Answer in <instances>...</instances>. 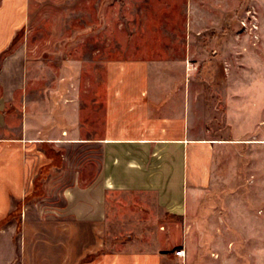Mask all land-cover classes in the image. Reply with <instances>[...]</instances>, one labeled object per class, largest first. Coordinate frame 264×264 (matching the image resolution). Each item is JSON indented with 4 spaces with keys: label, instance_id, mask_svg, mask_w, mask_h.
I'll use <instances>...</instances> for the list:
<instances>
[{
    "label": "crops",
    "instance_id": "obj_1",
    "mask_svg": "<svg viewBox=\"0 0 264 264\" xmlns=\"http://www.w3.org/2000/svg\"><path fill=\"white\" fill-rule=\"evenodd\" d=\"M28 15L29 0H0V264H42L43 256H59L57 249L26 246V199L46 168L60 202L43 208L97 230L93 247L64 250L72 258L67 264L105 251L107 230L114 240L134 239L135 251L116 254L112 264H122L124 257L133 258V264H141L142 257L144 264H190L191 238L184 236L186 259L175 255L183 247L162 254L166 233L159 227L198 206L229 145L264 149V0H187L182 62L195 82L178 90L127 91L138 99H129L126 112L117 100L105 115V124L113 119L112 136H82L75 106L31 114L27 101H18L26 87V55L7 51ZM229 128L237 134L233 139ZM41 146H48L55 159ZM78 146L91 150V158L72 170L71 154ZM135 197L142 203L134 204ZM17 204L20 224L8 221ZM134 205L144 211L135 212ZM145 241L154 242L153 249H145ZM242 241L240 248H194L191 256L207 258L199 264H264V232Z\"/></svg>",
    "mask_w": 264,
    "mask_h": 264
},
{
    "label": "rangeland",
    "instance_id": "obj_2",
    "mask_svg": "<svg viewBox=\"0 0 264 264\" xmlns=\"http://www.w3.org/2000/svg\"><path fill=\"white\" fill-rule=\"evenodd\" d=\"M186 4L187 0H29L27 24L7 51V55L14 51L26 55V87L17 95L18 101H27L31 114L48 112L51 106L60 112L67 104L75 106L83 125L82 136H112L113 119L105 124V115L121 100L122 111L126 112L129 99H138L129 97L127 91L178 90L189 80L195 82L182 62ZM236 136L229 128V139ZM40 149L54 158L48 146ZM90 156L91 150L75 147L72 170ZM218 166L215 182L198 206L159 227L166 233L162 254L186 249L185 234L191 238L187 250L192 255L194 248H240L244 246L242 236L264 232V149L258 145H229V150L220 153ZM46 169L36 178L35 190L26 199V246L57 249L59 256L45 253L42 264L51 260L67 264L65 261L72 258L66 257L64 250L93 247L98 243L94 237L97 230L56 218V210L43 208L60 202V193L48 185ZM135 203L142 200L135 197ZM134 206L135 212L144 211ZM21 211L17 204L8 221L20 224ZM106 227L115 229L113 225ZM106 233L105 251L74 257L75 264H112L116 254L135 251L131 246L134 239L128 235L114 240L110 231ZM153 243L141 242L148 250L153 249ZM191 255L187 257L190 264L207 259ZM124 258L122 264H133V258Z\"/></svg>",
    "mask_w": 264,
    "mask_h": 264
},
{
    "label": "built area",
    "instance_id": "obj_3",
    "mask_svg": "<svg viewBox=\"0 0 264 264\" xmlns=\"http://www.w3.org/2000/svg\"><path fill=\"white\" fill-rule=\"evenodd\" d=\"M191 66H193V65H190V64L188 65V71L190 70V68H192ZM175 255H176V257L182 258L183 260L186 259V251L184 248H182L179 251H176Z\"/></svg>",
    "mask_w": 264,
    "mask_h": 264
}]
</instances>
